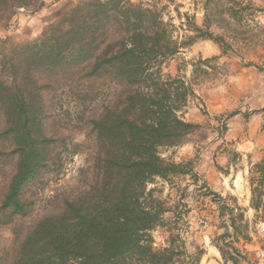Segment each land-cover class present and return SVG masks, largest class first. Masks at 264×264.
Here are the masks:
<instances>
[{"label":"trees","instance_id":"obj_1","mask_svg":"<svg viewBox=\"0 0 264 264\" xmlns=\"http://www.w3.org/2000/svg\"><path fill=\"white\" fill-rule=\"evenodd\" d=\"M199 1L202 25L181 13L175 0H87L63 12L36 40L3 54L0 166L10 168L0 203L4 216L26 214L23 189L54 161L56 143L64 144L50 123L56 92L77 88L96 98L105 87L115 88L87 121L79 117L92 145L85 187L31 229L12 264H176L189 258L178 230L183 216L149 186L156 179L172 184L178 176L197 181L196 159L176 163L162 150L184 144L200 128L184 117L197 98L195 87L212 85L230 71L219 57L192 60L188 78L181 68L175 75L164 68L199 40L218 45L223 56L237 55V46L262 35L256 17L264 14L250 0ZM26 4L0 0V22ZM248 184V209L264 221V158L250 164ZM203 186L216 198L222 232L212 245L223 264H255L244 249L253 242L248 209ZM167 213L174 215L170 222L163 219ZM158 228L169 234L166 247H154Z\"/></svg>","mask_w":264,"mask_h":264},{"label":"rangeland","instance_id":"obj_2","mask_svg":"<svg viewBox=\"0 0 264 264\" xmlns=\"http://www.w3.org/2000/svg\"><path fill=\"white\" fill-rule=\"evenodd\" d=\"M14 1L27 4L13 7L9 20L0 22V27L6 28L0 34V61L13 46L32 42L41 36L48 25L37 36L19 38L25 34L28 23L39 19L38 15L43 9L59 0H10V3ZM84 1L87 0H77V4ZM175 1L180 5L181 13L187 12L194 16L197 25H202L204 14L199 0ZM250 1L255 6L264 7V0ZM69 3H73V0H69ZM77 4L73 3L72 7ZM170 11L175 15L173 7H170ZM178 22L175 20L176 25ZM256 22L263 30L262 35L251 45L237 46L234 50L237 55L229 52L223 56L218 45L199 40L170 60L169 68H164V73L172 75L181 68L188 78L192 60L219 57L220 63H226L228 69H248L240 76L229 69L230 76L218 77L212 85L196 86L197 98L189 101L186 112L191 109L202 118L200 128L190 134L184 144L162 150L163 157L171 158L176 163L196 159L194 171L199 176L196 182L189 176H178L172 179V184L156 179L149 186V189H156V197L165 201L167 207L179 211L183 216L184 222H179L178 230L189 258L176 264H223L212 245V240L222 232L218 229L216 198L208 194L203 182L220 196H232L240 206L247 209L249 206L250 164L264 158V14L257 15ZM212 31L221 33L215 28ZM248 62H253L257 67L245 66ZM114 94L115 88L110 86L99 92L96 98L85 92L80 94L77 88L59 90L53 96L50 123L55 135L63 139L64 144L60 141L56 143L54 161L23 189L21 200L26 204V214L9 217L0 213V264H12L21 242L31 229L41 219L57 213L64 199L76 197L85 187L92 145L86 139L84 122L79 117L84 115L87 121L94 108L107 103ZM9 169L0 166V203L10 177ZM183 203L186 208L182 206ZM183 211L188 213L183 214ZM246 216L253 231V242L244 249L252 262L264 264V221L255 220L251 209H248ZM173 218V214L167 213L163 219L170 222ZM153 236L155 248L167 246L169 234L166 229L158 228ZM195 257H200L198 263L194 262Z\"/></svg>","mask_w":264,"mask_h":264},{"label":"crops","instance_id":"obj_3","mask_svg":"<svg viewBox=\"0 0 264 264\" xmlns=\"http://www.w3.org/2000/svg\"><path fill=\"white\" fill-rule=\"evenodd\" d=\"M74 4H77V0H73ZM73 3H69V0H59L58 2L50 5V7L43 9L42 12H40V15H38L40 18L39 19H34L35 21H31L30 23H28V27H26L25 30V34H21V36L19 37L20 40H22L23 38H29L30 36H37L38 33H40L43 29L44 26L49 25L50 23H52L53 21H55L59 15L62 14L63 11L68 10L70 8H72V4ZM5 27H0V34L5 32ZM23 29L20 30V32ZM229 69L233 70V72H236V75H241L243 72H247V68H242V69H237L235 70L234 68H230ZM185 119L189 122H193V123H197L200 124L202 118L199 117L195 111L193 110H189L188 112L185 113L184 115ZM195 118V119H193ZM216 252L218 255L219 252L217 251V249L215 248ZM219 261H221L218 258Z\"/></svg>","mask_w":264,"mask_h":264}]
</instances>
